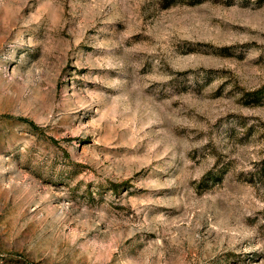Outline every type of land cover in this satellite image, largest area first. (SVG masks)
I'll return each instance as SVG.
<instances>
[{"label":"rangeland","instance_id":"1","mask_svg":"<svg viewBox=\"0 0 264 264\" xmlns=\"http://www.w3.org/2000/svg\"><path fill=\"white\" fill-rule=\"evenodd\" d=\"M260 87L264 0H0V264H264Z\"/></svg>","mask_w":264,"mask_h":264},{"label":"trees","instance_id":"2","mask_svg":"<svg viewBox=\"0 0 264 264\" xmlns=\"http://www.w3.org/2000/svg\"><path fill=\"white\" fill-rule=\"evenodd\" d=\"M263 92H264V87H260L259 89L253 90V91L248 92V93L254 95V97H259ZM110 186H111V188L116 190L119 187V183L114 182V183H111Z\"/></svg>","mask_w":264,"mask_h":264}]
</instances>
